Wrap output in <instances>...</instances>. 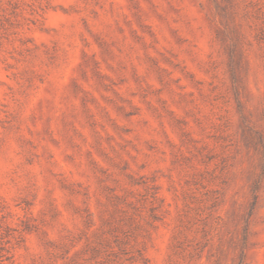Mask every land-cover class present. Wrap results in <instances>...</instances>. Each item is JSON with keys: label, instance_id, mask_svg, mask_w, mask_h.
Returning <instances> with one entry per match:
<instances>
[{"label": "rangeland", "instance_id": "374dc122", "mask_svg": "<svg viewBox=\"0 0 264 264\" xmlns=\"http://www.w3.org/2000/svg\"><path fill=\"white\" fill-rule=\"evenodd\" d=\"M0 264H264V0H0Z\"/></svg>", "mask_w": 264, "mask_h": 264}]
</instances>
